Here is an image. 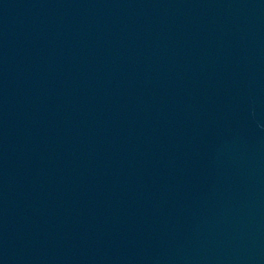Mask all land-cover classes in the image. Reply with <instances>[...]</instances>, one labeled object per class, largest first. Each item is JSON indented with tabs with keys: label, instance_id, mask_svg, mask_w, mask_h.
Wrapping results in <instances>:
<instances>
[{
	"label": "water",
	"instance_id": "1",
	"mask_svg": "<svg viewBox=\"0 0 264 264\" xmlns=\"http://www.w3.org/2000/svg\"><path fill=\"white\" fill-rule=\"evenodd\" d=\"M0 264H264V0H0Z\"/></svg>",
	"mask_w": 264,
	"mask_h": 264
}]
</instances>
